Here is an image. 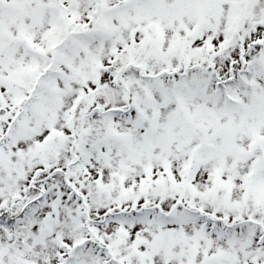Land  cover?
Instances as JSON below:
<instances>
[{
	"label": "snow or ice",
	"instance_id": "obj_1",
	"mask_svg": "<svg viewBox=\"0 0 264 264\" xmlns=\"http://www.w3.org/2000/svg\"><path fill=\"white\" fill-rule=\"evenodd\" d=\"M0 264H264V0H0Z\"/></svg>",
	"mask_w": 264,
	"mask_h": 264
}]
</instances>
